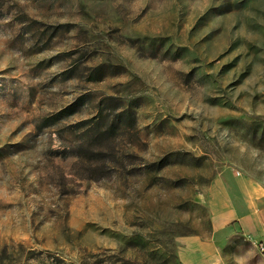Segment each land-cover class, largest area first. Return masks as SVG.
<instances>
[{
	"label": "rangeland",
	"instance_id": "rangeland-1",
	"mask_svg": "<svg viewBox=\"0 0 264 264\" xmlns=\"http://www.w3.org/2000/svg\"><path fill=\"white\" fill-rule=\"evenodd\" d=\"M228 177L264 193V0H0V264H182Z\"/></svg>",
	"mask_w": 264,
	"mask_h": 264
},
{
	"label": "crops",
	"instance_id": "crops-1",
	"mask_svg": "<svg viewBox=\"0 0 264 264\" xmlns=\"http://www.w3.org/2000/svg\"><path fill=\"white\" fill-rule=\"evenodd\" d=\"M211 237L188 235L179 251L182 264H234L228 262L220 240L241 235L250 244V254H238L235 264H264V193L246 179L228 177L212 186Z\"/></svg>",
	"mask_w": 264,
	"mask_h": 264
},
{
	"label": "built area",
	"instance_id": "built-area-1",
	"mask_svg": "<svg viewBox=\"0 0 264 264\" xmlns=\"http://www.w3.org/2000/svg\"><path fill=\"white\" fill-rule=\"evenodd\" d=\"M260 250L264 251V246L260 244Z\"/></svg>",
	"mask_w": 264,
	"mask_h": 264
},
{
	"label": "trees",
	"instance_id": "trees-1",
	"mask_svg": "<svg viewBox=\"0 0 264 264\" xmlns=\"http://www.w3.org/2000/svg\"><path fill=\"white\" fill-rule=\"evenodd\" d=\"M99 124H100V121H97L96 126H99Z\"/></svg>",
	"mask_w": 264,
	"mask_h": 264
}]
</instances>
